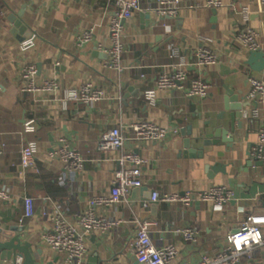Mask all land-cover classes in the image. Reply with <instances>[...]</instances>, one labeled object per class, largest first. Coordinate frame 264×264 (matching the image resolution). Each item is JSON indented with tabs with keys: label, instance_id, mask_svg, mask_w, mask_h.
I'll return each instance as SVG.
<instances>
[{
	"label": "crops",
	"instance_id": "0c3cea01",
	"mask_svg": "<svg viewBox=\"0 0 264 264\" xmlns=\"http://www.w3.org/2000/svg\"><path fill=\"white\" fill-rule=\"evenodd\" d=\"M153 1L141 0V3ZM200 2L181 0L169 35L159 31L152 15L146 25L143 12L126 21L122 68L117 71L105 66L109 21L115 10L112 0H0V192L11 195L9 200L0 198V219L7 226H24L22 240L32 244L31 252L40 251L39 264L63 263L61 255L40 245L42 234L51 230L52 214L60 213L77 225V216L87 209L88 199L109 191L111 171L106 172L105 168L117 169L124 152L139 153L146 160L141 174L143 184L132 188L121 204L98 209L121 221L110 231L85 234L78 228L85 234L88 246L85 264H90V259L99 264H139L131 236L142 216L158 220L150 231L156 245L173 242L177 246L174 264L182 260L197 264L203 255L210 257L215 250L223 249L227 234L258 206L264 205L262 163L252 159L248 165L246 155L256 140L258 121L242 118L241 136L236 138L233 150H226L225 145L216 146L210 160L204 161L181 156L182 140L190 125L198 131L206 118L215 119L225 109L222 84L226 76L244 72L237 78L238 88L244 90L247 74H264V65L263 70L255 71L246 63L254 51L235 39L246 25L252 26L258 31L261 45L257 51L264 53V12H260L258 0H225V10L204 7ZM247 12L248 22H245ZM15 22L24 26L20 34L11 31ZM212 27L218 28L215 33ZM29 30L34 46L21 50L22 36ZM88 30L93 38L77 45L78 36ZM201 47L217 52L219 62L215 66L192 65ZM174 48L189 62V77L213 81L208 98L189 99L186 87H179L161 92L162 97L154 103L146 99L144 90L154 86L158 76L178 60L170 56ZM259 63L256 59L253 65ZM25 64L37 66L38 84L54 79L62 89L89 82L103 88L106 97L96 105L76 100L64 105L60 90L24 93L20 89V73ZM239 101L245 102L243 96ZM228 115L226 112L225 117ZM30 119L34 120L36 131L20 134L22 124ZM144 120L165 126L168 129L165 140L127 141L122 149L97 150L100 135L106 129ZM60 137L73 144L84 142L83 168L72 178L65 174L62 162L50 156L51 147ZM28 140L37 143V153L34 165L23 169L20 151ZM216 153L224 154L218 157ZM216 161L228 165L227 176L218 175L222 183L232 182L228 187L232 197L226 205L198 200L189 206L150 201L152 191L198 193L208 188L212 184L205 177L203 164ZM25 197L34 199L35 215L20 225L18 219L23 213ZM143 198H147V206L139 210ZM182 224L195 230V242L187 243L175 232ZM232 264H264V247L242 253L239 261Z\"/></svg>",
	"mask_w": 264,
	"mask_h": 264
},
{
	"label": "built area",
	"instance_id": "2783aa9c",
	"mask_svg": "<svg viewBox=\"0 0 264 264\" xmlns=\"http://www.w3.org/2000/svg\"><path fill=\"white\" fill-rule=\"evenodd\" d=\"M115 10L109 21V46L106 48L108 60L105 66L120 71L121 59L125 51L123 36L125 22L133 18L138 12H149L154 17L159 31L163 35H169L173 31V22L178 16L181 0H154L151 3L142 4L141 0H112ZM195 3V2H194ZM204 7L220 10L226 9L225 0H201ZM260 12H264V0H258ZM248 12L245 14V22H248ZM217 27H212L215 33ZM93 38L91 30L83 32L77 38V45L90 41ZM243 46L250 51H257L261 47L258 41V31L252 26L246 25L235 37ZM34 46L32 38L20 42L21 50H27ZM171 58L178 57L176 62L170 64L169 69L162 72L152 87L146 88L144 94L150 103L160 99L161 92L186 87V97L189 99L204 100L210 96L213 81L203 78H191L188 74L189 62L180 55L177 48L171 50ZM219 62V56L215 50L206 47L198 49L194 55L193 64L199 68H211ZM38 73L35 64H25L20 73L22 81L21 91L35 93L37 91H62V102L66 105L71 100L80 101L85 105L99 104L106 97L103 88L96 87L92 83H85L79 87L62 88L54 79H45L40 84L36 82ZM243 100L247 106L242 109V117L259 122V128L255 142L251 145L249 153L253 160L260 161L263 166L264 177V74L253 72L246 75V85L243 90ZM36 131L34 120H26L19 131L20 134H28ZM168 135L165 126L152 120L133 121L128 124L116 125L106 129L100 135L97 150L108 151L122 149L127 141L143 143L162 142ZM83 141L71 143L65 137H60L53 144L50 156L62 162L64 172L71 178L79 174L83 168L84 157L82 149ZM1 152V151H0ZM37 143L28 140L23 143L20 151V163L23 169L32 167L35 163ZM146 160L136 152H124L119 159V167L111 171V187L105 193L93 195L88 199L87 209L77 216L76 224L73 225L60 214L51 216V230L42 234L40 245L48 248L63 257L62 264H85L88 246L85 234L98 232L106 233L121 221L106 216L98 211L106 210L121 204L126 200L132 188L141 187L142 167ZM191 192L184 193H158L151 192L150 201L159 200L167 203H179L189 206L193 203ZM232 197L228 187L223 184H212L208 188L196 193L199 202H211L218 206L226 205ZM0 198L9 200L10 194L0 192ZM147 206L146 201H141L139 210ZM35 215V203L31 197L24 198L23 213L18 219L20 225ZM43 215L47 216L46 212ZM158 224V220L151 216H142L137 220V227L131 236V246L134 249L136 260L139 264H174L178 256L177 246L168 242L158 246L150 236V231ZM80 228L85 234H81ZM175 232L187 243L196 240L195 230L186 224L179 225ZM226 245L223 249L215 250L210 257L203 255L197 264H232L239 261L242 253L264 247V205L258 206L255 212L246 216L234 230L226 236ZM17 264H21L18 260ZM178 264H191L186 260Z\"/></svg>",
	"mask_w": 264,
	"mask_h": 264
},
{
	"label": "water",
	"instance_id": "95a60500",
	"mask_svg": "<svg viewBox=\"0 0 264 264\" xmlns=\"http://www.w3.org/2000/svg\"><path fill=\"white\" fill-rule=\"evenodd\" d=\"M145 16V24L149 25L151 13L143 12ZM12 17L10 18V20ZM12 28V33L20 34L24 30L22 24L15 22ZM20 29V30H19ZM30 30L28 34L23 35L22 41L31 37ZM108 57V56H107ZM260 60V63L253 65L255 60ZM246 63L255 71L263 70L264 53L254 51L249 54ZM244 72H234L223 79L222 88L226 95L224 96V110L218 114L215 119L206 118L203 121V127L198 131L193 130L190 125L187 134L182 140L181 156L188 160L204 161L210 160L209 156L213 154L216 146L225 145L226 150L232 149L237 144L236 138L241 136L242 126V109L247 106L246 102H240V97L243 96V89L238 88L237 78L242 76ZM226 112H229L228 117H225ZM219 121V123H217ZM224 153H216L218 157H222ZM248 161L251 164V157L249 151L246 153ZM227 163L214 162L212 164H203V172L209 184H220L222 179L218 175L227 176ZM231 180H228L227 187L231 186ZM135 190V189H134ZM137 190V189H136ZM184 193V192H182ZM192 199L196 200V193H192ZM143 198L142 201H146ZM157 203L158 202H154ZM24 226L4 224L0 219V264H17L20 260L21 264H39L40 251L31 252L32 244L28 241L22 240ZM56 262V261H55ZM49 263V264H55ZM90 264H99V261L90 259Z\"/></svg>",
	"mask_w": 264,
	"mask_h": 264
}]
</instances>
